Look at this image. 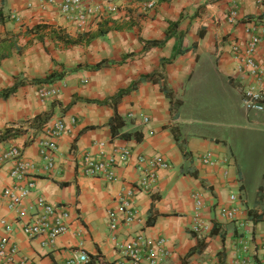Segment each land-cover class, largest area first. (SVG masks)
Listing matches in <instances>:
<instances>
[{
  "label": "crops",
  "instance_id": "1",
  "mask_svg": "<svg viewBox=\"0 0 264 264\" xmlns=\"http://www.w3.org/2000/svg\"><path fill=\"white\" fill-rule=\"evenodd\" d=\"M148 3H153L151 8H146ZM232 10L235 22L229 23ZM0 17V94L17 85L13 94L0 98V135L8 128L22 130L17 137L0 142V156L17 147L36 166L30 177L36 190L24 199V207L29 208L40 195L51 204L66 206L69 213V228L53 246L42 247V237L28 239L20 231L16 214L2 200V191L14 185L9 176L13 163H0V220L14 229L12 241L19 249V259L26 264H64L83 251L90 259L88 264H115L121 256L117 245L142 233L166 241L170 252L166 264H264L260 259L264 246V114L246 110L230 56L233 41L245 42L264 30V0H129L118 13L98 23L88 20L81 28L55 8H42L39 0H0ZM171 22H178L184 53L161 66L172 55L176 39L145 52L142 41L163 40ZM37 26L43 27L36 30ZM129 54L139 56L122 62ZM256 58L264 60V36ZM99 62L105 63L103 67L91 69ZM153 72L162 73L174 98L182 101L176 113L170 112L169 100L152 82L137 84L115 106L103 104L140 76ZM195 72L210 91L200 98L196 90L189 105L182 99L183 87ZM51 73L63 76L50 83L37 82ZM42 87L58 93L41 99L38 91ZM205 111L220 120L215 125L233 132H259L257 156L247 161L239 150L235 152L230 145L233 134L224 139L211 128L188 131L184 122L195 123ZM47 113L51 116L46 123L33 122ZM116 115L124 125L112 135L108 123ZM56 120L63 121L66 132L56 140L55 170L45 172L39 142ZM123 147L132 151V158L112 169L111 180L84 174L81 161L86 154L99 157L102 151L109 156ZM202 154H210L218 162L216 167L197 161ZM138 155H158L169 164V169L158 171L150 193L136 189ZM244 167L258 169L263 180L250 199L246 184L254 171L250 174ZM130 192L135 220L131 224L118 221L110 231L109 216L119 219L120 201ZM195 192L202 194L203 218L210 222V230L201 235L190 231ZM231 194L236 201L229 200ZM223 207L237 208L233 220L219 215ZM250 212L257 213L255 218ZM257 217L261 218L256 221ZM213 228L216 234L208 239ZM4 235L0 225V239Z\"/></svg>",
  "mask_w": 264,
  "mask_h": 264
},
{
  "label": "built area",
  "instance_id": "2",
  "mask_svg": "<svg viewBox=\"0 0 264 264\" xmlns=\"http://www.w3.org/2000/svg\"><path fill=\"white\" fill-rule=\"evenodd\" d=\"M129 0H39L42 8L53 7L66 20L73 22L81 28L86 22H101L103 18L118 13ZM153 3H148L146 8H151ZM227 20L235 22V11L232 10ZM264 36L262 29L259 34L252 35L245 42L233 41L230 44V56L234 62L236 75L235 80L243 104L248 112L264 114V60L256 58L257 47ZM58 91L51 87L40 88L38 95L41 99H48L56 95ZM145 122L147 119L144 120ZM66 132V126L61 120H56L48 129L46 138L39 142V157L42 160V170L52 172L55 170V155L57 151L56 140ZM98 146H102L99 144ZM132 158V151L123 147L113 150L109 156L101 151L99 157L86 154L81 166L86 176L92 178L103 177L107 180L113 178L112 169L118 164L127 163ZM197 161L207 167H216L218 162L212 159L210 154L197 156ZM10 161L13 167L10 171V178L14 185L2 191V200L5 207L16 214V219L21 223L20 231L28 239L42 237L41 246L51 247L56 239L67 232L69 228V213L64 205L51 204L44 197L37 196L33 204L26 208L23 205L24 199L33 194L36 190V183L30 179L31 173L36 166L24 158L23 153L17 147H10L0 156V163ZM137 169L140 172V179L136 186L143 192L150 193L154 188L158 171L169 169L166 160L158 155L135 157ZM221 165V164H219ZM226 176V173H224ZM133 193H128L126 198L120 201V215L116 219L112 214L109 216L108 228L110 231L116 229L118 221L131 224L136 218V210L132 206ZM194 209L190 231L193 234L201 235L207 233L209 223L203 218L202 194L195 192L192 195ZM231 202L236 201V196H229ZM237 208H220L219 215L227 220H233ZM208 222V221H207ZM5 235L0 239V264H26V261L18 258L19 249L12 241L13 227L5 225ZM166 241L163 239L153 240L142 233H136L129 240L117 245L120 258L115 264H166L170 252L165 248ZM261 250V261L264 263V246ZM89 257L83 251L77 257L67 260L64 264H88ZM244 263V261H242Z\"/></svg>",
  "mask_w": 264,
  "mask_h": 264
},
{
  "label": "trees",
  "instance_id": "3",
  "mask_svg": "<svg viewBox=\"0 0 264 264\" xmlns=\"http://www.w3.org/2000/svg\"><path fill=\"white\" fill-rule=\"evenodd\" d=\"M0 19H2V18L0 17ZM42 27L43 26H37L36 27V30H39ZM177 29H178V22H171L169 24L168 30L166 32V36H165V38L163 40H161V41H142L143 44H144L143 52H145L148 49L153 48V47H161V46L164 45V43L167 40H169L171 38H175L176 39V44L174 46L172 55L168 59L162 60L161 66H164L165 64H171L176 59V57L178 55H181V54L184 53V50H182V48H181L183 34L181 32H178ZM69 41L70 40H67L66 42L69 43ZM73 42L74 41H70V43H73ZM138 56L139 55L129 54L126 57H124V59L122 60V62L125 61L128 58H132L133 59V58H136ZM104 64H105L104 62H99L95 66L91 67V69L97 70V69L103 67ZM62 76L63 75H59V74H56V73H51L44 80H38L37 82L38 83H50V82H52L54 80L60 79ZM141 82H152L155 85V87H157L159 89V91L162 92L165 95V97L170 102V112L176 113L177 110L182 105V101L180 99L174 98V94H173L172 90L166 86L164 76L160 72H153V73L148 74V75H142V76H140L137 80H135L129 86L128 89L119 91L110 100H107V101L103 102V104H112L113 106H115V104L119 101V99L124 94H127V93L133 91L136 88L137 84H139ZM16 88H17V85L13 86L10 89L4 90L0 94V98H4V99L7 98L9 95L13 94L16 91ZM74 101L72 103H74ZM50 116H51L50 113H47V114H44V115H38V116H36L33 119V122L36 123V124H38V125H41L42 123H46L48 121V119L50 118ZM108 125H109V127L111 129L112 135H115L116 130L119 129V128H121L124 125V122H123V120L119 116L116 115V116H114V117H112L110 119ZM171 131H172V135L174 137V140L178 143V145H180V148L183 150V148H182V142L180 141V138H179V135H178L177 130H175L174 128H172ZM21 132H22V130H20V129H10V128H8V129H6L0 135V142H3V141H5V140H7L9 138H15ZM259 191L261 192L262 189H260ZM258 200H261V196H258ZM256 214L257 213L250 212L249 215L250 216H254V218H255V215ZM260 218L261 217H257L256 218V221L258 219H260ZM148 223L151 224L150 221H148ZM215 234H216L215 228H213L211 230L209 236H208V239L211 236L215 235ZM208 239H206V240H208Z\"/></svg>",
  "mask_w": 264,
  "mask_h": 264
},
{
  "label": "rangeland",
  "instance_id": "4",
  "mask_svg": "<svg viewBox=\"0 0 264 264\" xmlns=\"http://www.w3.org/2000/svg\"><path fill=\"white\" fill-rule=\"evenodd\" d=\"M196 90L199 91L198 96L200 98L202 95L205 96L206 93L210 91L209 84L205 82L203 78L201 79L198 76V72L197 73L195 72L192 81H190L189 83H186L185 86L183 87L184 94H183L182 99L187 100L190 105V100L192 98V95L196 93ZM196 101H197V98H196ZM201 106H202V109H204L205 106L203 104ZM210 115L212 114L211 113L208 114L206 113V111L202 112L201 115L197 116L198 120L195 123L192 124L189 122H184V124L186 127H189L187 128L188 131H193L195 133L203 132L205 131V129L211 128L215 130L217 134L223 135L224 139L225 137H230V135L233 134L231 136V139L233 141L230 140V145L233 147L235 152L239 150L242 153L241 157L247 161H252L257 156L256 147L258 148V144H260L261 142V141L259 142L260 140L259 132H254V131L247 130V129L237 130L233 132L226 126H221L218 124L215 125V121H217L215 119L216 116L212 115L213 117H211ZM197 127L201 129L198 130ZM241 143L243 144V146H240ZM240 152H239V155H240ZM259 165H260L259 169H261L263 165H261L260 163ZM243 170L247 171L250 174L252 171H254V173L251 175L252 176L251 180L249 179V182L246 184L247 195H248V198L250 199L253 197L254 192L257 188V185L261 184L263 180L261 178V174L257 173L258 169L253 170L252 168L244 167Z\"/></svg>",
  "mask_w": 264,
  "mask_h": 264
}]
</instances>
